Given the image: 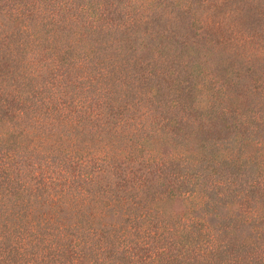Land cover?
<instances>
[{
    "label": "trees",
    "instance_id": "1",
    "mask_svg": "<svg viewBox=\"0 0 264 264\" xmlns=\"http://www.w3.org/2000/svg\"><path fill=\"white\" fill-rule=\"evenodd\" d=\"M123 1L0 0V264H264V56Z\"/></svg>",
    "mask_w": 264,
    "mask_h": 264
},
{
    "label": "rangeland",
    "instance_id": "2",
    "mask_svg": "<svg viewBox=\"0 0 264 264\" xmlns=\"http://www.w3.org/2000/svg\"><path fill=\"white\" fill-rule=\"evenodd\" d=\"M123 2L128 10L121 11H125L124 13L129 16L136 12L159 10L163 17V23L159 28L176 29L180 36L188 37L192 43L205 48L213 46L218 52L222 48L264 56V0H124ZM140 27L142 31L146 28L144 24ZM224 59V63L212 65L208 62L205 65L207 85L202 87L204 92L219 87L213 81L215 72L227 82L229 66L238 69L239 65L233 61V58L226 56ZM231 78L237 80L235 74ZM256 78L255 76L252 83L254 87L258 86ZM167 145L171 146L170 142H165L160 147L163 156L165 151L169 150ZM165 208L174 212L183 210L180 202L175 200L165 202Z\"/></svg>",
    "mask_w": 264,
    "mask_h": 264
}]
</instances>
